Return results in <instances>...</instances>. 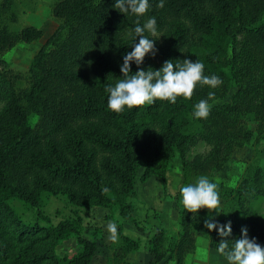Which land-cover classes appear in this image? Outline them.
<instances>
[{"label":"trees","instance_id":"obj_1","mask_svg":"<svg viewBox=\"0 0 264 264\" xmlns=\"http://www.w3.org/2000/svg\"><path fill=\"white\" fill-rule=\"evenodd\" d=\"M14 0L0 2V264H90L99 237L82 235L81 218L56 225L27 224L9 202L21 200L41 212L49 197L64 195L77 208L102 207L130 216L135 179L162 180L179 154L185 177L202 175L228 161L233 150L264 140V0H55L51 13L60 24L34 55L24 78L3 59L18 43L40 39L41 29L17 20ZM230 66L231 77L224 68ZM230 102L198 111L225 98ZM30 114L37 121L30 126ZM206 141L209 153L186 160ZM184 173V172H183ZM260 172L225 191L230 211L215 220L202 215L216 194L180 190L176 197L181 231L174 240L158 229L149 241L152 260L185 264L204 236L224 257L261 259L264 219L252 218L247 200L264 194ZM233 234L245 230L244 248L220 244L218 225ZM74 238L79 251L59 257L57 245ZM168 241L167 244H165ZM120 242L108 264H126L139 241L119 227Z\"/></svg>","mask_w":264,"mask_h":264},{"label":"rangeland","instance_id":"obj_2","mask_svg":"<svg viewBox=\"0 0 264 264\" xmlns=\"http://www.w3.org/2000/svg\"><path fill=\"white\" fill-rule=\"evenodd\" d=\"M1 1L2 0H0V2ZM54 2L55 0H14L13 11L16 14L17 20L9 24L10 30L17 32L25 25H32L41 29L43 32L40 39L29 44L18 43L11 50L3 54V59L8 65L14 71L20 72L24 76L22 80L16 83V88L19 91L28 87V81L25 76L32 58L60 24L51 13ZM224 71L231 77L230 66L224 68ZM235 89L236 85L234 80L231 79L230 89L225 98L208 104L198 112L203 113L214 105L230 102ZM1 107L2 103H0V108ZM36 121L37 116L30 114L28 117V124L32 126ZM210 148L211 146L208 142L200 140L186 152V160L190 162L198 156L204 157L209 153ZM186 170H183V161L179 154H175L166 167V172L168 171L171 184L163 191L161 185H156L158 183L157 177H152V179L147 182L149 178L146 180L140 178L144 172V168H141L137 173L135 187H137L138 190H143L145 195H148V201L153 202V199H155L153 203L155 208L152 209H145L136 195L128 199V204H130L128 212L130 216L136 222L139 221V224L142 226V228H140L141 230H150V232H147L148 236L144 235L141 239V246L144 249H147V247L149 248V241L152 238V229L161 223L168 222L171 226L169 229H164L166 230L165 237L167 239L174 240L178 237L181 227L179 224L176 225L175 221L171 219V210H179L176 204V197L180 190L186 191L194 188L218 195L216 198L208 200L206 204L207 208L202 211V215H208L212 218L211 223H207L204 226V231L208 237V234L213 228L212 224L215 225V220L220 219L230 211H236V205L226 197L227 195H223L225 191L221 190L218 185L222 183L228 188L236 187L238 182H241L244 178H251L254 173L260 172L261 175L264 176V140H261L259 143L252 141L241 148L233 150L228 161L221 167L213 168L202 175H197L194 174L193 171H190L188 176L185 177ZM153 194H155L156 197L153 198ZM169 198L172 199L170 203L167 201ZM9 204L20 219L27 224L38 223L41 226H49L50 224L56 225L61 220L74 219L76 216L82 217V235L91 237L93 234H96L97 237L101 238L92 264H108V260L118 252L117 247L120 242H112L108 245L109 242L107 237L106 239L103 238V233L104 235L109 234L107 228L110 230L113 228V225L109 227L112 222L108 219L118 214V211L112 210V212H109L107 208L103 210L77 208L75 205L71 204L64 195H58L56 197H49L46 204L40 208L41 212L49 218L50 223L48 224L38 219L36 217V209L27 203L14 199L11 200ZM245 207L249 209L252 218L264 219V194L252 200H247L245 202ZM235 213L239 217H245L243 212L236 211ZM215 235L220 244H235L241 248H244L247 240V232L245 230L233 234L230 232L228 224L218 225ZM207 237L198 236L196 238L195 249L187 255L185 264H262L261 259L233 260L224 257L219 250L209 247ZM167 243L168 241L165 244ZM79 249L80 247L77 245L74 238H69L61 241L57 245L56 254L59 257L65 256L70 258L76 254ZM135 252L136 251L127 253L126 264H145L143 257L140 254L135 255ZM148 263L149 262H147V264ZM164 263H168V261H164ZM113 264H115L114 260Z\"/></svg>","mask_w":264,"mask_h":264},{"label":"crops","instance_id":"obj_3","mask_svg":"<svg viewBox=\"0 0 264 264\" xmlns=\"http://www.w3.org/2000/svg\"><path fill=\"white\" fill-rule=\"evenodd\" d=\"M153 177H156V176H153ZM152 179V177L151 178H149L148 180H147V182L149 181V180H151ZM157 179H158V183L156 184V185H161V187H162V191L164 190L163 189V184H162V180L159 178V177H157ZM164 179H165V189L166 188H168V185H170L171 183H170V181H169V179H170V176L168 175V171L167 172H165V175H164ZM182 184V183H181ZM135 191H136V196H137V198L139 199V201H140V203L142 204V206L145 208V209H152V208H155V206H154V200L155 199H153V202H151V201H148L147 200V196L148 195H145V193H144V191L143 190H138V188L137 187H135ZM156 194V193H155ZM155 194H153V198L154 197H156V195ZM148 201V202H147ZM168 203H170L171 201H172V199L171 198H169L168 200ZM129 203V202H128ZM129 206H130V204H129ZM92 209H101V210H103V209H106V208H102V207H91ZM109 210V209H108ZM172 212H171V219H173V221H175V224L176 225H178V211L176 210H171ZM109 212H112L111 210H109ZM118 213V212H117ZM82 218V217H81ZM108 220H110L111 222H112V224L111 225H109V227H112V225H113V228L110 230L109 228H107L108 230H109V234H106V235H104V233H103V238L104 239H106V237H107V240H108V242H109V244L108 245H110L112 242H113V240L115 239V236H116V233H117V229L120 227L121 229H122V231H123V233L127 236V237H129V238H131V239H135V240H138L139 241V248L137 249V251L135 252V255L137 254V255H141L142 257H143V259H144V262H145V264H147V262H150L151 260H152V255H151V253L149 252V249H148V247H147V249H144L141 245H142V241H141V239H142V237L145 235V236H148V233L147 232H150V230L148 231V229L146 230V229H144V230H137V228H136V226L130 221V220H128V219H125V218H123V217H121L120 215H119V213L118 214H116L115 216H113V217H111V218H109ZM137 223H138V226L140 227V228H142V226H141V224H139V221H137ZM173 223V222H172ZM150 227V226H149ZM171 226L169 225V223L167 222V223H161V224H159V225H157V227H155V228H153L152 229V236L154 235V233L158 230V229H169ZM104 231V230H103ZM84 238H86V239H90L91 237L89 236V237H87V236H83ZM75 240V239H74ZM100 240H101V238H99L98 239V241H97V247H98V244H99V242H100ZM97 251V250H96ZM96 254V253H95ZM95 256V255H94ZM94 258V257H93ZM93 258H92V260H91V263L90 264H92V262H93ZM158 264H173V262L172 261H168V263H164V262H159Z\"/></svg>","mask_w":264,"mask_h":264}]
</instances>
